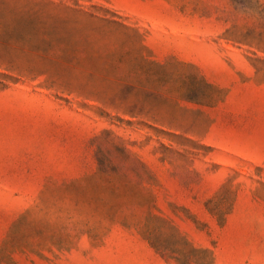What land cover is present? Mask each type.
Instances as JSON below:
<instances>
[{
	"label": "rangeland",
	"instance_id": "obj_1",
	"mask_svg": "<svg viewBox=\"0 0 264 264\" xmlns=\"http://www.w3.org/2000/svg\"><path fill=\"white\" fill-rule=\"evenodd\" d=\"M0 264H264V0H0Z\"/></svg>",
	"mask_w": 264,
	"mask_h": 264
}]
</instances>
